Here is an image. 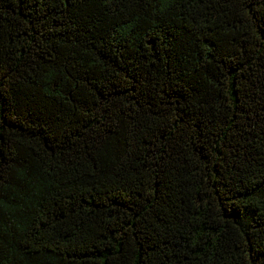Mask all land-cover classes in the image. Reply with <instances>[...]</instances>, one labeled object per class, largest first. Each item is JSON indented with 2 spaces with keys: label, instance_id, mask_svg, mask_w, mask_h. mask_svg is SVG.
I'll return each instance as SVG.
<instances>
[{
  "label": "trees",
  "instance_id": "16d2710c",
  "mask_svg": "<svg viewBox=\"0 0 264 264\" xmlns=\"http://www.w3.org/2000/svg\"><path fill=\"white\" fill-rule=\"evenodd\" d=\"M0 264H264V0H0Z\"/></svg>",
  "mask_w": 264,
  "mask_h": 264
}]
</instances>
